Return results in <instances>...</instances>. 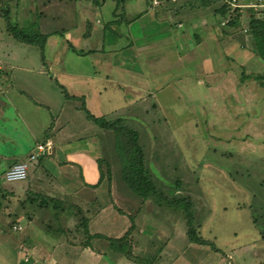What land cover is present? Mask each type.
Here are the masks:
<instances>
[{
    "label": "rangeland",
    "instance_id": "rangeland-1",
    "mask_svg": "<svg viewBox=\"0 0 264 264\" xmlns=\"http://www.w3.org/2000/svg\"><path fill=\"white\" fill-rule=\"evenodd\" d=\"M17 1L0 0V264H264V87L240 80L242 72H262L263 62L235 43L221 55L213 35L209 58L203 55L192 66L179 60L159 63L152 43L145 42L152 36L137 30V24L122 25L123 37L113 38L115 51L102 48L103 32L96 25L91 38L71 42L73 49L85 44L93 54L80 58L66 51L63 57L58 35L49 34L40 47L10 34L11 26L25 29L35 23L42 0H30L34 7L28 16ZM127 1L108 0L107 19ZM135 1L134 9L125 7L130 22L145 6L144 0ZM253 10L261 9H240L241 27ZM185 13L179 21L184 22L189 9ZM204 16L213 22L211 14ZM186 26L172 31L195 42L203 36L199 28ZM105 34L104 43L112 38ZM182 50L180 44L179 55ZM44 58L53 66L50 73ZM209 68L212 73L206 74ZM88 115L120 118L136 129L145 167L162 200L142 202L122 181L113 133L100 129ZM45 136L53 142L52 152L40 164H31L37 169L29 167L24 180L5 182L9 166L26 161ZM76 161L81 169L93 161L98 178V168L104 173L108 165L109 182L104 178L84 185L88 179L82 180ZM41 173L48 177L43 178L48 187L35 183ZM60 185L67 191L58 192ZM78 186L80 199L74 190ZM35 189L62 201L65 208L79 206L91 218L88 230L96 237L79 250L82 234L71 231L77 219L67 208L56 212L30 203ZM183 198L190 202L197 235L213 242L217 251L188 241L184 209L170 205ZM130 217V251L138 261L114 253L98 237H122Z\"/></svg>",
    "mask_w": 264,
    "mask_h": 264
},
{
    "label": "trees",
    "instance_id": "trees-1",
    "mask_svg": "<svg viewBox=\"0 0 264 264\" xmlns=\"http://www.w3.org/2000/svg\"><path fill=\"white\" fill-rule=\"evenodd\" d=\"M145 1L151 5L150 0ZM92 2L96 4V0H92ZM160 2H167L168 4L177 5L181 4V7L189 5V9H202V13H207L208 15L211 14V18L213 20L212 23H214V19L216 20L214 24H211V29L217 41L218 47L221 48V55L223 54L222 51H224L226 48L228 49L231 44L235 43L238 48L252 53L254 56L258 57L264 64V9L259 10L257 13L256 10H253V12L248 17V21L246 22L245 26L241 27L240 9L244 7L233 6L232 2H235L236 5H239L237 0H183L182 2L180 0H176L175 2L162 0ZM248 8L252 9L251 7ZM3 12L6 13V10ZM8 30L16 40L28 44H35L40 47L44 46V43L49 36V34L42 33L36 23H29V26L25 29L19 28L17 26H11L10 28H8ZM238 34L242 35V39L240 41L237 38ZM247 79L251 80L259 87H264V69L260 73L245 74L244 72H242L240 80L244 81ZM65 96L67 98L70 97L66 94ZM87 118L91 119L100 129L109 130L113 133L114 147L119 157L122 181L129 187V189H131V191L138 195L141 198L142 202L147 199H151L154 203L162 200L163 196L156 181L151 177V174L145 167L143 146L140 143L139 134L136 129L127 126L120 118L109 120L105 118L92 117L89 115L87 116ZM45 137L46 138L44 141H39L38 143H44L47 139H49L48 136ZM31 152L32 151H30L29 154ZM43 158L44 156L39 157L33 164H40ZM100 163L101 160L98 161V166L100 165ZM98 169V181L105 178L106 181L109 182L110 174L108 165H106V172L104 173L100 171V168ZM28 201L30 203H35L37 201L38 207H51L56 212L65 211L66 208L69 209V212L71 213L70 215L77 219V222L74 226L75 228L71 231L74 232L75 230L77 232H81L83 238V241L81 242L82 247H86L88 245V242L96 237L95 235L90 234L87 226L88 218L83 214L82 209L79 206L68 204L65 208V205L62 203V201L58 200L57 198L35 192H31V197L28 199ZM173 203L176 207H183L184 209V217L186 218L187 224L186 236L188 241L199 246H208L211 248V250L217 251V248H215L213 242L205 240L197 235V225L194 224V218L189 211V200L187 198H183L182 200H173L170 205ZM260 212L262 216V220L260 221L262 224H264V207L260 209ZM130 221V227L128 228L127 233H125V235H123L122 237L116 239H110L101 235H98V237L105 239L109 248L114 250V253L122 255L126 259H129L131 261H138L139 258L137 259V257H135L133 259L130 251V233L134 227L132 222L133 218L130 217ZM255 221L256 220L254 219L253 222ZM57 230L59 231L62 229ZM260 233V238L264 239V228Z\"/></svg>",
    "mask_w": 264,
    "mask_h": 264
},
{
    "label": "crops",
    "instance_id": "crops-1",
    "mask_svg": "<svg viewBox=\"0 0 264 264\" xmlns=\"http://www.w3.org/2000/svg\"><path fill=\"white\" fill-rule=\"evenodd\" d=\"M80 1L83 2L86 1V2L79 3ZM80 1L78 2V0H42L39 1L40 3L38 5V8L40 7L39 10L34 12L35 23L38 25L39 30L42 33L58 35L61 37V42L59 43V45H61L60 46L61 49L59 47L58 48L63 57L66 55V51H72L73 53L77 54V56L79 57L84 56L86 54L88 55L93 54L95 50L89 49V47L85 44L84 46L81 47L78 46L77 50L73 49L71 42H75V41L81 42L82 40H88L89 38H91L93 35L92 32L94 31V28L95 27L97 28L96 25H100V28L103 32L102 34L103 43L101 45L102 48L107 47L109 51H115L114 48H116L117 42H115L113 38L123 37V34L120 31L122 25H125L126 26L125 28H132L134 24H137L136 25L137 30L144 31L146 32V35L148 33L152 36L149 39L145 40V42L148 41L149 43H152L154 48L153 51L159 55V59L157 61L159 63L162 62L168 64L179 60L183 65L190 64V66H192L194 63L198 62V60L201 59L200 58L201 56L204 55L207 58L210 57V53H209L210 47L214 46L213 44L214 40L212 37L213 34L211 33L212 31L211 24L213 23H210L211 21L210 19L209 20L205 19L204 13H202L201 11L202 9L187 8L189 9V16L185 17L184 22H181L179 21V18L181 16L184 17V14H186L185 12L187 10L184 9L185 8L184 6L181 7L182 6L181 4L177 5V4H168L167 2H160V4L157 6H151L148 2L144 0L145 6L139 8L136 11L137 14L134 13L136 15L132 18L130 22L128 19L124 17L126 11L125 7L127 6L134 9L135 6L138 5V3H136L135 0H129L127 2H124L119 12H117V7H115L111 13L112 15L111 20H108L105 14V8L107 6L108 0L107 1L96 0V4L93 3L92 5H89L88 4L89 2L87 0H80ZM237 1L239 4H249L253 0H237ZM15 4L18 7L19 4H21V7L24 11V15L26 16H28L27 14H31V9L34 7L31 6L30 0H20L15 2ZM54 6L59 7L60 10L53 11V13H51V9L48 8L53 9ZM66 8L68 9L66 10ZM260 9H264V0H262V5ZM190 12H193L195 16L190 15ZM196 16L198 17V22H199L198 25L196 22L197 18H195ZM65 19H67V21H65ZM185 24L187 25L186 27H188L189 29L193 26L195 30L199 28L200 31H203V36L202 37L196 36L198 38L197 41L195 42L193 40L188 39L186 36H184L186 37V39L182 36H179L177 32L173 33L172 30L174 27L179 29L181 28V26L183 27ZM111 25L116 26V28L112 29ZM106 32L110 33L109 36H112V38H108V40H106V42L104 43V39H106L105 38ZM180 44L184 48V50L181 51V55H179V52H177V48L180 46ZM146 45L149 46L150 44L147 43ZM151 48L152 47H150V49ZM46 61L47 60L44 58V63H46V70L48 73H50L53 70V66L47 63ZM206 63L208 64V62L205 61V64ZM1 70L3 69L0 66V71ZM201 71L205 72V70H201ZM205 73L206 74L212 73L211 69L210 68L206 69ZM80 163L81 162L78 163V161H76L78 170L81 169L79 165ZM30 168H33L35 170L37 169L34 168L32 165L30 166ZM95 168L96 166L95 164H93V161L84 162V165L80 170V175L82 174L81 176L82 180H84L83 179L84 176H86V178L88 179L87 182L85 181L83 182L84 185L87 184L95 185V182H97L98 176ZM44 176H46V174L42 175L41 173L39 174L38 177H36L35 183L40 188L49 186V184H47L48 183L47 179L46 180L43 179ZM46 178L48 177L46 176ZM64 186L63 187L62 185L58 186L57 188L58 192L67 191V188L66 187L64 188ZM81 186L82 184H80V188ZM80 188L79 186L74 188V190H78L77 193L79 194L78 196H80L79 199L81 198V196H83L79 192ZM45 190H47V188ZM35 193H39V192H37L36 190ZM89 219L91 218H88V221ZM77 248L81 250L82 246L79 245L77 246ZM98 253L103 254L100 252Z\"/></svg>",
    "mask_w": 264,
    "mask_h": 264
},
{
    "label": "built area",
    "instance_id": "built-area-1",
    "mask_svg": "<svg viewBox=\"0 0 264 264\" xmlns=\"http://www.w3.org/2000/svg\"><path fill=\"white\" fill-rule=\"evenodd\" d=\"M162 0H150L152 6H157ZM170 2H175L176 0H169ZM233 6L238 7H251L257 8L261 7L262 0H255L249 4H239L236 5L235 2H232ZM52 141L47 139L44 143H38L35 145L34 150L28 155L26 161L13 164L4 174V181L7 183L22 181L27 176V171L31 164L35 163L39 157L45 156L52 152ZM14 229H20L19 227H14ZM26 261V259H25Z\"/></svg>",
    "mask_w": 264,
    "mask_h": 264
}]
</instances>
